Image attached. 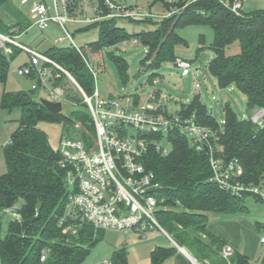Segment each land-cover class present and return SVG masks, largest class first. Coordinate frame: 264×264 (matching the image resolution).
I'll use <instances>...</instances> for the list:
<instances>
[{"label":"trees","instance_id":"trees-1","mask_svg":"<svg viewBox=\"0 0 264 264\" xmlns=\"http://www.w3.org/2000/svg\"><path fill=\"white\" fill-rule=\"evenodd\" d=\"M9 1L0 0L1 33H9L15 27L7 25L2 15V8ZM227 1L230 5L235 2L153 0L151 7L161 2L170 14L160 21L151 18L140 21L152 25V28L131 33L118 23L125 18L105 17L108 12L105 0H98L101 19L78 30L97 29L98 38L79 47L80 50L70 43L61 47L55 45L44 54L68 70L84 91L92 95L95 77L88 66L90 55L92 59L101 58L107 47L136 39L148 49L144 62L146 69L158 67L167 61L175 62L179 56L176 48L188 45L180 35V29L189 25H205L213 29L214 40L210 46H200L197 56L203 48H210L214 58L209 69L219 85L236 86L247 96L250 109L264 108V8L250 13L240 10L238 14L225 5ZM175 9L176 12H172ZM235 43L239 44V50L230 53ZM11 46L13 52L10 54L0 48V83L3 84L8 79L11 62L23 52ZM110 58L120 75L127 79L126 59L113 53ZM27 77L37 79L35 73ZM62 81V78L52 80V85ZM38 84L37 88L30 90H5L0 99L2 109L12 112L18 108L21 111L18 128L2 148L7 169L0 175V264H83L98 243L104 240L106 231L95 229L90 224L83 225L77 234L62 231L59 222L66 215L68 200L66 170L59 164L58 149L53 148L49 135L39 127V123H60L64 134L81 138L87 144L93 142L95 126L87 103L78 98L79 93L67 94L66 100L78 105L69 114L54 112L36 97L37 89L43 86L40 81ZM81 98L84 100L83 95ZM180 113L184 116L195 113L199 123L219 129L217 156L224 161L237 159L243 166L241 180L246 185L264 186V125L258 126L249 117L240 118L229 104L225 107V120L220 124L200 94L191 103L183 104ZM169 140L171 151L167 155L151 147L144 156V163L155 173V182L160 185L158 194L166 198V207L158 213L162 226L172 234L177 244L185 247L201 263L252 264L241 252H234L230 262L224 259L220 251L225 243L208 228V223L210 214L229 215L247 211L245 197L253 195L260 200L258 196L252 193L238 196L220 188L211 180L212 168L206 151L198 150L179 132H171ZM39 201L41 208L38 209ZM14 204L19 206L22 220L10 219L8 232L2 236V211ZM45 248L48 254L43 261L41 251ZM176 250V247L156 246L151 251L150 264H164ZM112 262L129 264L126 247L113 252Z\"/></svg>","mask_w":264,"mask_h":264},{"label":"built area","instance_id":"built-area-1","mask_svg":"<svg viewBox=\"0 0 264 264\" xmlns=\"http://www.w3.org/2000/svg\"><path fill=\"white\" fill-rule=\"evenodd\" d=\"M74 2L75 0H53L54 15L50 14V7L45 2L34 3L31 15L35 24L42 29L53 22L57 23L64 33L58 38V42L68 39L79 49L67 25L77 21L91 23L101 19V16H86L79 20L72 18L70 7H73ZM105 5L107 18L158 20L157 15L144 8L118 4L113 0H105ZM225 5L239 14L242 0H235L232 5L227 1ZM167 15H162L161 18ZM18 32L16 27L9 34L0 32V48L5 53L13 52L12 44L29 55L28 63L20 67L18 73L26 76L36 74V83L32 88L38 87V81L46 87L48 81L59 79L63 75L70 78L82 93L95 126L96 135L91 144L66 134L60 140L59 164L66 170L68 190L66 215L59 222L64 233L77 234L83 225L90 224L95 229L112 230L119 234L134 232L144 236L160 231L176 243L172 234L158 219L159 211L166 207V198L158 194L160 185L155 182V173L144 163V156L151 147L164 155L171 151L165 145L166 142L170 143L171 132H179L190 139L198 150L206 151L212 168L211 180L220 188L238 196L252 193L264 199V186H250L242 182L244 169L237 159L224 161L217 156L219 129L199 123L195 113L191 116L180 113L182 105L188 102L159 89L149 92L144 99L138 93L102 97L97 86L99 72L91 64L88 66L95 77V89L92 95H88L68 70L43 52L19 42ZM174 63L183 76L191 73L198 76V70L190 59L178 56ZM159 82V77H153V85ZM196 86L201 88L199 82ZM50 99L63 102L65 98L62 89L52 86ZM247 117L262 127L264 108H257L252 116ZM152 187H155V191L150 192ZM2 215L12 220H22L17 204L5 207ZM261 242L264 243V236ZM47 254L48 250L43 249L41 260H46ZM233 254L232 245L227 244L221 250L222 257L227 261H230ZM104 264L111 263L105 260ZM195 264H198L196 260Z\"/></svg>","mask_w":264,"mask_h":264},{"label":"rangeland","instance_id":"rangeland-1","mask_svg":"<svg viewBox=\"0 0 264 264\" xmlns=\"http://www.w3.org/2000/svg\"><path fill=\"white\" fill-rule=\"evenodd\" d=\"M40 1V0H35ZM53 4V0H46ZM118 4H126L134 7L150 10L153 15H157L158 20L162 19L161 15L166 12V8L161 2H158L151 7L153 0H113ZM11 0L2 8V15L6 22L9 20V15L12 12ZM86 2V1H85ZM79 4V3H77ZM82 11H87L89 14L90 4H80ZM89 8V9H87ZM264 8V0H242L241 10L244 13H250L257 9ZM87 9V10H86ZM163 13H160V12ZM168 12V11H167ZM172 12H176V9ZM167 14H170L167 13ZM153 19V18H151ZM154 20V19H153ZM143 21V20H142ZM120 26L125 27L129 32L136 33L142 30L151 29L152 25L140 20L130 21L128 19H120ZM69 31L74 34L75 42L79 46H86L87 43L98 38V30L91 29L90 31L77 32L73 25H67ZM188 45H180L176 48V53L179 56L193 60V66L198 70V76L191 73L189 76H183L181 71L176 67L174 61H167L158 67L150 66L145 72L142 69L145 67L144 62L148 55V49L136 39L119 43L116 46L107 47L101 58H93L90 55V64L98 70L97 86L102 97L122 96L125 94L138 93L142 99L153 90H161L165 94L177 96L181 100L191 103L194 98L200 94L202 100L207 105L212 115L222 124L225 120V107L229 104L240 118L252 116L257 108L250 109L248 107L247 96L242 93L236 86L229 85L221 87L217 78L209 69L210 62L214 58V53L210 48H203L197 56V49L200 46H210L214 40L213 29L205 25H189L179 30ZM67 44V41L61 43L59 47ZM239 44L235 43L229 50L230 53L237 52ZM121 56L128 63V77L124 79L110 58V54ZM29 55L22 52L12 62L8 74V79L5 84L0 83V99L5 90L18 91L30 90L36 80L21 75L18 73L19 67L29 61ZM154 77H159L160 82L157 85L152 84V74ZM140 74V76H138ZM63 81L56 86L62 89L65 100H63V110L65 114H69L76 105L73 101L66 100L67 94H78L83 103L84 100L79 92L76 84L66 76L61 77ZM60 78V79H61ZM52 81H48L47 86H42L36 91V97L50 99V88L53 86ZM201 84V88L196 86V83ZM39 85V84H38ZM80 95V96H79ZM21 111L16 108L12 112L4 110L0 107V174L7 169L2 148L8 144L12 134L18 128ZM39 127L43 129L50 139V143L54 149L59 148L60 140L64 134L63 126L60 123L41 122ZM79 127V126H77ZM75 134V133H74ZM166 147L171 148V144L166 142ZM260 200H257L253 195L245 197L244 204L247 211L238 212L229 215L210 214V222L215 219H232L240 225L241 239L251 237L257 240V253L252 257L254 264H264V243L261 238L264 236V199L257 195ZM8 216L3 217V227L1 234L5 236L8 232ZM162 242L160 244L170 245L172 242L160 231L151 232L147 235H139L134 232L116 233L112 230H106L105 238L93 249L92 254L83 264H104L105 260L112 262V254L116 249L126 247L129 264H150L151 262V245L153 242ZM146 252L147 259L145 260L144 253ZM225 259V258H224ZM227 260V259H226Z\"/></svg>","mask_w":264,"mask_h":264},{"label":"crops","instance_id":"crops-1","mask_svg":"<svg viewBox=\"0 0 264 264\" xmlns=\"http://www.w3.org/2000/svg\"><path fill=\"white\" fill-rule=\"evenodd\" d=\"M11 1H12L11 2L12 12L8 16L9 21L6 23L9 26L15 25V27L19 30L17 34L18 36L17 39L19 42L43 53L45 51H48L51 47L55 45L59 46L61 43H64L66 41H67L66 45L70 44V41L68 39H65L63 42H58V38L62 37L64 33L57 23L53 22L50 24L49 27L42 29L37 24H35V21L31 15L32 5L34 3H39V2H45L46 4H48L50 7V14L54 15L55 10L53 4L51 5V3H48L46 0H40L38 2L35 0H27L26 2H23V0H11ZM88 2L90 4V9L89 8L87 9H89L90 12L89 14H91L88 16L96 17L97 15H99L100 9H99L98 0H75L72 7L73 11L71 12L72 18H76L78 20L82 18H86L87 16L86 13L88 12V10L86 9L87 11H82L81 10L82 7H80V4H83L85 6L87 5ZM160 13L163 12L161 11ZM167 13L168 12L166 11L164 12L163 15H166ZM69 24L73 25L74 29H77V32H81L78 30L85 27L88 23L77 21V22H70ZM9 33H5V34H9ZM75 44L78 47H82L79 46L76 42ZM25 63H28V61H25ZM25 63H23L20 67H22ZM208 228L219 238H221L224 241L225 245L227 244L232 245L235 253L241 252L245 254L250 259L251 263L254 264L252 257H254L257 253V240L251 237L244 238V240L241 239L240 225L236 221H233L232 219L229 220L215 219L213 222H210L209 219ZM160 243L162 242L155 241L153 243L148 244L151 245L152 247L150 252L156 246L167 247V248L176 247L177 249L176 252L170 258L165 260L164 264H195V260L198 262V264H209V262H205V263L199 262L190 251H188L185 247H181L177 243L172 242L170 245H164ZM146 255L147 254L145 252L144 253L145 260L147 259ZM220 255H221V251H220Z\"/></svg>","mask_w":264,"mask_h":264},{"label":"water","instance_id":"water-1","mask_svg":"<svg viewBox=\"0 0 264 264\" xmlns=\"http://www.w3.org/2000/svg\"><path fill=\"white\" fill-rule=\"evenodd\" d=\"M151 61H148L147 64H150ZM146 71V67L142 69V72ZM140 76V74L138 75ZM41 102L51 111L54 112H62L63 110V102L62 101H53L47 98H41ZM150 192L155 191V187L149 189ZM37 208H41V202L39 201L37 204Z\"/></svg>","mask_w":264,"mask_h":264}]
</instances>
